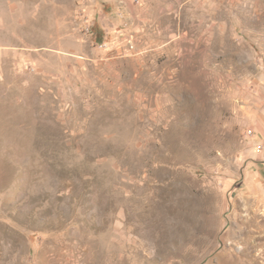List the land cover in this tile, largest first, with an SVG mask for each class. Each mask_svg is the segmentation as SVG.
Returning a JSON list of instances; mask_svg holds the SVG:
<instances>
[{"label":"rangeland","instance_id":"374dc122","mask_svg":"<svg viewBox=\"0 0 264 264\" xmlns=\"http://www.w3.org/2000/svg\"><path fill=\"white\" fill-rule=\"evenodd\" d=\"M262 144L264 0H0V264H264Z\"/></svg>","mask_w":264,"mask_h":264},{"label":"built area","instance_id":"2783aa9c","mask_svg":"<svg viewBox=\"0 0 264 264\" xmlns=\"http://www.w3.org/2000/svg\"><path fill=\"white\" fill-rule=\"evenodd\" d=\"M86 33L89 34V30L88 29H86ZM247 135L248 136H252V132L251 131L247 132ZM257 149H258L259 153L264 154V144L258 146Z\"/></svg>","mask_w":264,"mask_h":264}]
</instances>
